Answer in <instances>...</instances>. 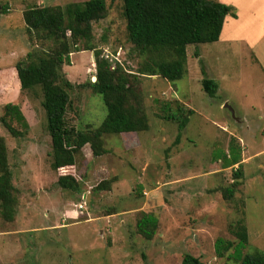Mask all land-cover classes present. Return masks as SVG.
Instances as JSON below:
<instances>
[{
    "label": "rangeland",
    "instance_id": "rangeland-1",
    "mask_svg": "<svg viewBox=\"0 0 264 264\" xmlns=\"http://www.w3.org/2000/svg\"><path fill=\"white\" fill-rule=\"evenodd\" d=\"M86 1L0 0V119L12 103L29 126L16 139L0 122L18 200L12 222L0 212V264H181L187 254L208 264H241L235 249L219 256L215 248L219 238L238 242L232 229L241 219L249 235L243 254L264 253V0H223L241 18L226 22L223 40L189 47L186 75L175 83L138 73L147 57L128 41L122 2L107 0V17L93 24L92 44L112 69L125 71L149 129L105 134L106 153L94 157L87 145L75 166L54 170L41 89L22 92L16 73L29 52L47 50L51 42L31 40L23 15L32 7ZM248 29L255 42L246 36L225 41ZM63 73L76 86L70 127L100 128L107 116L101 97L78 87L96 81L94 52L72 54ZM204 78L217 83L215 97L203 90ZM163 101L172 107L165 114ZM178 107L194 112L179 141L178 124L164 119ZM234 157L240 163L227 168ZM66 175L79 181L80 192L58 185ZM144 216L156 218L151 239L138 228Z\"/></svg>",
    "mask_w": 264,
    "mask_h": 264
},
{
    "label": "trees",
    "instance_id": "trees-1",
    "mask_svg": "<svg viewBox=\"0 0 264 264\" xmlns=\"http://www.w3.org/2000/svg\"><path fill=\"white\" fill-rule=\"evenodd\" d=\"M109 1L113 3L119 0ZM120 1L123 4L128 41L141 56L147 57V62L138 69V73L158 75L171 83L185 77L189 47L218 42L226 17L237 18L234 6L218 0ZM107 14V0H88L65 7H32L24 12L23 20L30 39L51 42L47 50L42 48L40 52H29L24 61L17 63L16 73L22 92L41 89L42 106L52 142L54 170L75 166L76 156L87 145H90L94 157L106 153L102 140L105 134L141 133L149 129L148 118L141 108L142 102L130 93L125 71L119 65L112 69L109 61L92 44L93 24L104 20ZM81 51L94 52L97 73L95 82L78 87L92 88L101 97L107 110L101 127L85 132L77 131L68 123L67 114L72 106L70 93L76 86L63 73L64 66H71V55ZM202 86L210 97H215L218 85L214 80L204 78ZM160 106L164 114L172 108L167 101L161 102ZM193 113V110L178 107L164 116V119L178 124V141ZM14 121L21 123L25 130L17 129ZM0 122L16 139L24 137L29 128L20 107L12 103L4 107ZM239 163L234 157L227 168ZM240 166L236 177L241 176ZM58 185L65 190L80 192L79 181L71 175L60 176ZM237 186L238 182L234 183L233 188L225 190L226 199L233 197ZM15 192L6 140L0 137V212L8 222H12L17 213ZM138 228L151 239L156 229V218L144 216ZM232 233L238 242L235 244L219 238L215 245L219 256H222L223 251L233 248L241 264H264L263 252L243 254L249 242L243 219L233 227ZM181 264L208 263L187 254Z\"/></svg>",
    "mask_w": 264,
    "mask_h": 264
},
{
    "label": "crops",
    "instance_id": "crops-1",
    "mask_svg": "<svg viewBox=\"0 0 264 264\" xmlns=\"http://www.w3.org/2000/svg\"><path fill=\"white\" fill-rule=\"evenodd\" d=\"M219 2H221L220 0H218ZM223 1V0H222ZM225 1H223V2H221V3H224ZM227 5V4H226ZM237 9V8H236ZM257 9V8H256ZM247 11H249V10H247ZM255 11H257V10H255ZM236 14H237V18H233V17H231V16H228V17H226V19H225V22H224V26H223V30H222V33H221V35H220V38H219V41L222 39H224L223 37H224V35H225V31H226V26H227V24H226V22H230V21H233L234 23L235 22H237V21H239V19L241 18V13H238V10L236 11ZM248 15H249V19L250 20H254L255 19V13H252V11H249L248 12ZM248 28V27H247ZM248 33V34H247ZM254 33V29H248V30H245V31H241L240 32V34L239 33H236V34H232L233 36H231L230 34V36H227L228 38H226L225 39V41H227V42H229L230 40V38H242L243 36H246L245 38L248 40V41H250V42H255L256 41V39L254 38V35L255 34H253ZM235 36V37H234ZM238 36V37H237ZM201 59H202V57H200ZM96 80V79H95ZM126 134V133H125ZM129 134H138V133H129Z\"/></svg>",
    "mask_w": 264,
    "mask_h": 264
},
{
    "label": "water",
    "instance_id": "water-1",
    "mask_svg": "<svg viewBox=\"0 0 264 264\" xmlns=\"http://www.w3.org/2000/svg\"><path fill=\"white\" fill-rule=\"evenodd\" d=\"M226 108H229L227 105H226ZM231 110V109H230ZM232 111V113H233V110H231Z\"/></svg>",
    "mask_w": 264,
    "mask_h": 264
}]
</instances>
